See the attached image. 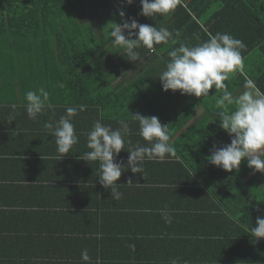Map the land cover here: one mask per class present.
I'll return each mask as SVG.
<instances>
[{
	"label": "trees",
	"instance_id": "trees-1",
	"mask_svg": "<svg viewBox=\"0 0 264 264\" xmlns=\"http://www.w3.org/2000/svg\"><path fill=\"white\" fill-rule=\"evenodd\" d=\"M120 9L141 24L167 28L177 43L155 45V50L142 47L137 50L141 61L129 62L124 50L113 46L108 35L110 23L121 22ZM139 12L140 0L131 5L123 0H0V103L5 102L4 97L23 98L27 91L43 87L49 98L90 107L113 129L119 127V120H128L132 132L127 139L142 145L147 142L138 135V123L131 121L129 114L157 116L169 127L176 155L146 160L142 175L129 170L134 183L129 192L157 195L176 186H180L179 193L194 192L204 210L217 212L221 218L214 216L218 226L213 227L206 215L183 220L184 224L190 220L207 228H184V234L197 244L195 253L202 259L207 253L212 256L207 264H264V239L255 240L249 231L256 226L257 216L264 217V173L253 174L246 161L241 162L239 171L232 172L207 162L213 144L230 142L218 118L212 122L213 112L224 109L217 110L211 96L222 92L211 89L209 97L182 96L162 91L158 79L169 60L168 52L181 42L195 45L197 37L205 41L209 33L227 32L246 45L243 67L225 81L228 91L238 96L245 82L252 80L264 92V0H179L171 13L155 19ZM60 82L65 88L58 86ZM233 109V105L228 106L229 111ZM128 147L126 144L118 161L126 163ZM16 190L10 189V193ZM174 218L168 234L175 228ZM1 231L0 264L32 263L30 256L35 258L36 249H30L29 242L37 235ZM41 252L38 258L48 262ZM51 257L49 264H61L66 250L53 251ZM108 257L100 250L98 256H90V264H119L123 259L119 255L118 260Z\"/></svg>",
	"mask_w": 264,
	"mask_h": 264
},
{
	"label": "crops",
	"instance_id": "crops-1",
	"mask_svg": "<svg viewBox=\"0 0 264 264\" xmlns=\"http://www.w3.org/2000/svg\"><path fill=\"white\" fill-rule=\"evenodd\" d=\"M5 98L0 103V228L10 235L28 231L37 235L29 242V248L36 249L35 258L30 256L33 261L30 264H49L53 251L59 250H66L61 264L65 261L90 264L81 259L84 250L92 258L100 250L110 260L112 257L118 260L119 255L123 258L119 264H171L173 259L178 264H207L213 259L208 253L205 259L195 253L194 238L184 234L186 227L207 230L202 223L186 220L189 223L184 224L186 217L197 220L206 215L212 220V227L218 226L214 216L221 219L217 212L200 206L197 194L179 193L180 186H176L157 195H133L129 192L131 186H126L132 175L125 169L117 181L122 198L115 200L110 189H104L99 183V162L80 160L88 151L86 133L94 121L102 122L100 113L96 115L86 106L85 111L72 118L79 143L61 158L55 137L43 125L49 121L54 123L65 114L67 107L81 104L49 98L48 103L53 107L30 119L25 97ZM13 104L15 110L11 108ZM9 115H14V120L9 121ZM14 187L16 192L10 193ZM212 200L217 203L215 198ZM165 209L171 219L176 216L172 223L181 222L174 224L171 234H168L171 223L161 214ZM40 251L48 262L38 258Z\"/></svg>",
	"mask_w": 264,
	"mask_h": 264
},
{
	"label": "clouds",
	"instance_id": "clouds-1",
	"mask_svg": "<svg viewBox=\"0 0 264 264\" xmlns=\"http://www.w3.org/2000/svg\"><path fill=\"white\" fill-rule=\"evenodd\" d=\"M126 5H131L134 0H123ZM179 0H140L139 15L155 19L171 13L178 5ZM118 15L121 18L119 24L112 25L108 35L113 46L124 50L129 62L141 61L140 48L155 50V45L167 44L171 41L176 44L173 32L165 27L157 28L150 24H141L134 17H126V13L120 9ZM179 36V32L175 33ZM190 45L181 42L168 52L169 60L165 69L159 74L162 91L179 92L180 95L193 97H209L211 89L220 90L222 95L213 94L215 100L216 116L219 127L229 136L230 142L223 146L213 144L207 162L226 172L239 171L242 161H246L247 167L253 174L264 173V92H262L252 80H247L244 90L234 96L228 91L225 83L229 74L243 67L242 50L246 45L240 39L234 38L227 32L208 34L205 41ZM60 88L65 84L60 82ZM25 109L30 119H36L46 108H52L48 103L49 92L40 87L38 90H29L25 93ZM234 109L229 111L228 106ZM15 110L16 105H11ZM86 110V105L70 106L65 114L54 123H44V129L55 137L56 150L61 158L68 154L74 145L79 143L72 118L78 112ZM128 112V111H127ZM129 113V112H128ZM131 121L138 123V135L147 142L142 145L139 141L135 144L127 139L132 132L130 122L122 119L117 123L119 127L113 129L101 120L93 122L92 128L86 133V151L80 160L85 162H99V183L104 189H110L111 198L119 200L122 193L118 191L121 185L117 184L125 169L133 175L143 174V164L152 160H164L167 156H175L176 149L170 143L168 125L161 123L155 115L143 116L140 113L129 114ZM14 115H9V121L14 120ZM127 148V161H118L122 150ZM131 178L126 186H133ZM259 211V208H254ZM162 216L167 223H171V217L167 210H162ZM255 240L264 239V217L257 216L256 226L249 229ZM134 249V245H130ZM81 259L90 261L87 250L81 252ZM171 264H178L173 259Z\"/></svg>",
	"mask_w": 264,
	"mask_h": 264
}]
</instances>
